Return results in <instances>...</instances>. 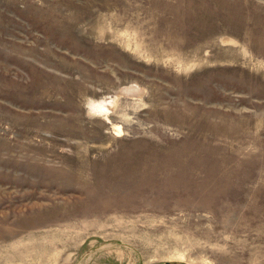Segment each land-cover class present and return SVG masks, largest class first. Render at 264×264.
Wrapping results in <instances>:
<instances>
[{
    "label": "rangeland",
    "instance_id": "rangeland-1",
    "mask_svg": "<svg viewBox=\"0 0 264 264\" xmlns=\"http://www.w3.org/2000/svg\"><path fill=\"white\" fill-rule=\"evenodd\" d=\"M0 264H264V0H0Z\"/></svg>",
    "mask_w": 264,
    "mask_h": 264
}]
</instances>
